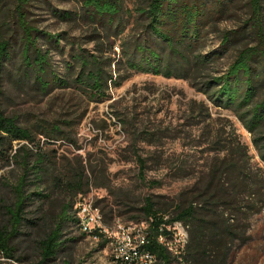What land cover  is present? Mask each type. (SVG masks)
Listing matches in <instances>:
<instances>
[{
    "label": "rangeland",
    "instance_id": "374dc122",
    "mask_svg": "<svg viewBox=\"0 0 264 264\" xmlns=\"http://www.w3.org/2000/svg\"><path fill=\"white\" fill-rule=\"evenodd\" d=\"M120 1L123 4L120 26L113 28L85 17L82 0L30 2L35 25L60 36V46L51 48V56L61 76H67V62H72L71 56L82 48L85 53L101 56L105 70L119 84L109 82L108 97L98 101L73 86L54 88L44 95L34 86L15 81L13 74L5 75L2 107L7 115L18 117L21 126L32 130L34 141L20 143L7 137L0 145V225L9 221L7 209L15 201V185L24 173L13 159L24 143L32 155L40 149L46 153L54 175L72 167L81 169L85 164L90 184L83 194L74 195L64 184L53 187L49 198L31 197L20 233L13 241L14 258L0 257V264L38 263L41 260L38 242L54 227L65 203H73V213L80 195L92 193L112 234L123 233L120 225H113L117 218L127 226L139 224V231H146L147 223L140 224L143 220L139 219L147 197L158 201L161 207L194 185L211 161L238 158L230 156L232 146L244 145L252 167L264 169L253 133L234 111L219 106L200 89L201 83L228 71L238 49L253 43L252 0H224L226 7L221 13L214 10L218 5L212 6L213 1H209L213 15L190 57L220 49L226 32L241 33L218 58L197 71L191 70L190 78L130 68L127 60L135 41L147 39L144 20L137 11L143 2ZM64 12L72 13L71 19L60 16ZM52 124L58 125L66 138L49 139L43 127ZM45 188L42 185L39 190ZM36 190L34 185L27 187L28 193ZM171 230L173 238L166 241L173 254L178 255L175 249L188 243L189 232L180 222ZM248 234L247 244L240 245L238 241L234 245L231 264H264V214L251 219ZM106 239L83 234L66 222L61 235L65 248L48 264H118L113 257L114 247ZM105 241V246H101ZM179 260L174 264H182ZM146 263L151 264L143 260L142 264Z\"/></svg>",
    "mask_w": 264,
    "mask_h": 264
},
{
    "label": "trees",
    "instance_id": "16d2710c",
    "mask_svg": "<svg viewBox=\"0 0 264 264\" xmlns=\"http://www.w3.org/2000/svg\"><path fill=\"white\" fill-rule=\"evenodd\" d=\"M31 1L0 0V145L7 137L20 143L34 141L32 130L21 126L18 117L7 115L2 107L5 75L13 74L15 81L34 86L44 95L54 88L73 86L98 101L108 97L109 82L119 84L105 70L101 56L85 53L82 48L71 56L72 62H67V76H61L51 56V48L60 46V36L55 37L35 25L29 10ZM209 1L142 0L137 11L144 20L147 39L135 41L127 60L130 68L136 72L190 78L191 70L197 71L218 58L241 31L226 32L218 50L194 55L193 58L189 55L195 52L203 29L213 15L212 6L218 5L214 9L218 13L226 7L224 0H212L211 7ZM82 3L84 16L90 21L110 28L120 26L118 19L123 9L120 0H82ZM252 10L253 43H246L238 49L228 71L201 83L200 89L219 106L231 109L241 118L253 133L255 146L264 162L263 0H252ZM71 15L64 12L60 16L71 19ZM46 44L50 47L45 48ZM43 133L53 140L66 138L56 124L44 126ZM31 153L32 150L24 143L13 156L24 173L15 185V201L7 209L9 221L0 225V257L14 258L13 241L20 233L24 210L31 197L49 198L53 187L60 188L64 184L74 195L83 194L90 184L85 164L81 169L72 167L54 175L46 153L41 149L36 154ZM231 155L239 157L211 161L206 173L194 185L180 191L161 207L152 197L145 199L143 216L139 219L143 220L141 223H147L144 249L156 257L158 264H174L179 257H182L179 260L182 264H231L236 242L239 241L240 245L248 243L251 219L264 214V169L252 167L247 149L240 143L230 148ZM140 163L142 167L146 166L143 160ZM31 174L33 178H30ZM30 185L38 190L28 193ZM42 185H46L44 191L39 190ZM76 204L73 213L72 202L62 206L54 227L38 242L41 260L36 264L56 260L65 248L66 242L61 240L64 223L71 222L80 230ZM177 222L187 227L189 241L180 254L174 255L160 237L173 238L169 228ZM83 234L105 237L98 231ZM106 240L109 241L108 238Z\"/></svg>",
    "mask_w": 264,
    "mask_h": 264
},
{
    "label": "built area",
    "instance_id": "2783aa9c",
    "mask_svg": "<svg viewBox=\"0 0 264 264\" xmlns=\"http://www.w3.org/2000/svg\"><path fill=\"white\" fill-rule=\"evenodd\" d=\"M78 206L81 207L82 218L86 221V226L104 234L109 239L114 247L113 257L118 260V263L142 264L143 260L151 259L144 252L148 233L147 231H139V224L127 226L122 219L117 218L113 225L123 226V233L112 234L111 227L104 224L103 214L96 205L92 193L81 195L78 199ZM171 228L169 229L171 230ZM184 248L181 246V248L175 249L176 254H180Z\"/></svg>",
    "mask_w": 264,
    "mask_h": 264
},
{
    "label": "bare ground",
    "instance_id": "6f19581e",
    "mask_svg": "<svg viewBox=\"0 0 264 264\" xmlns=\"http://www.w3.org/2000/svg\"><path fill=\"white\" fill-rule=\"evenodd\" d=\"M76 217L79 219V227H80V231H82V233H83V232H84V233H91L92 231H95V230H93L92 228H89V227L86 226V221L83 220V218H82L81 207L78 206V204H77V206H76ZM120 228L123 229V226L120 225ZM139 228H140V227H139ZM141 228H142V227H141ZM116 229H117V228H116ZM116 229H115V230H116ZM166 238H167V237H165V235H164V236L162 235V236L160 237V241H161L162 243H164L165 245H167L168 248H169L170 250H172V248L169 246L168 242L166 241ZM170 243H171V242H170ZM144 252L147 253V256L151 258L150 260H146V261L150 262L151 264H158V261H157L156 257H155L153 254H151L150 252H148V250L145 251V249H144ZM172 252H173V251H172ZM116 260H117V259H116ZM117 261H118V260H117ZM144 263H145V262H144ZM118 264H119V263H118ZM123 264H124V263H123ZM146 264H147V263H146Z\"/></svg>",
    "mask_w": 264,
    "mask_h": 264
}]
</instances>
